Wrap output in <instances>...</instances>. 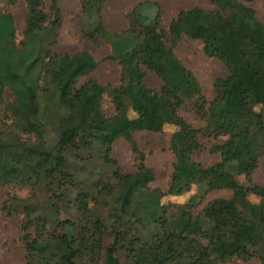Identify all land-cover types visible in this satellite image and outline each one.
Instances as JSON below:
<instances>
[{"label":"trees","instance_id":"obj_1","mask_svg":"<svg viewBox=\"0 0 264 264\" xmlns=\"http://www.w3.org/2000/svg\"><path fill=\"white\" fill-rule=\"evenodd\" d=\"M24 1L20 41L13 16L0 6V183L29 188L44 199L14 196L3 205L23 217L26 264H106L120 252L125 264H231L251 258L264 264V184L253 177L264 159V23L255 10L242 0H210L219 9L182 10L168 33L160 4L140 2L128 28L112 33L101 15L106 0L82 1L93 14L85 37L107 42L109 58L122 67V92L111 97L114 115L122 117L119 136L131 143L139 162L128 174L112 156L116 135L97 131L99 122L113 118L103 109L107 87L92 79L80 83L98 61L88 51L55 50L60 0ZM184 36L202 41L205 53L228 70L216 79L209 108L197 77L169 47V40ZM145 68L160 78V90L148 86ZM132 81L135 94L128 90ZM190 100L205 120L203 128L180 114ZM144 103L166 114L161 127H175L172 149L180 146L186 154L187 172L176 170L167 191L151 185L156 173L133 137L136 130L150 129ZM130 111L138 118H128ZM205 136L215 140L210 152L219 156L210 166L195 159ZM132 177L113 218L96 216L93 205L106 201L108 186ZM222 189L232 194L206 201ZM190 192L184 203L163 199ZM67 200L74 202L75 217H62Z\"/></svg>","mask_w":264,"mask_h":264},{"label":"rangeland","instance_id":"obj_2","mask_svg":"<svg viewBox=\"0 0 264 264\" xmlns=\"http://www.w3.org/2000/svg\"><path fill=\"white\" fill-rule=\"evenodd\" d=\"M82 1L60 0L61 25L58 28V42L55 50L60 53L88 51L98 61L96 70L82 77L80 83L92 79L107 87V92L103 100V109L106 115H113V118L107 122H99L97 131L106 137L110 134L116 135L112 156L118 161L126 173H135L139 162L136 159L131 143L124 137L119 136L122 117L114 115L115 107L111 97L114 94L122 92V67L117 60L109 58L112 50L107 42L102 39L92 40L85 37V30L91 26L93 14L85 12ZM148 1L160 4L163 23L168 33L171 21L182 10L195 6L206 10L219 9L218 5L212 3L210 0H106L101 11L106 28L112 33H120L127 29L130 24V13L133 8L140 2ZM242 2L253 8L257 17L264 23V0H242ZM0 6L5 12L13 16L17 40L20 41L24 36L26 26L27 7L25 1L19 0L14 5L0 3ZM168 44L182 64L197 77L203 94L209 102L207 104V108H209L211 102L217 96L215 87L216 79L228 74L225 64L219 58L207 55L204 51V45L200 40L184 36L177 42L169 40ZM144 70L146 74L145 80L148 86L160 90L162 86L160 78L146 68ZM134 84L135 82L132 81L128 89L130 92L133 91V94H135V90L133 89ZM144 104L147 105V111L150 117V129L136 130L133 132V137L139 145V148L146 154V165L153 168L156 173V179L151 185L158 186L163 191H167L172 175L176 170L182 174L187 172L184 168L186 154L180 146L177 149H172V135L175 127L171 124L165 125L164 128L163 126L161 127V122L166 114L161 109L155 108L154 105ZM194 105V100L188 101L186 106L180 109V114L194 128L200 129L205 126V120L197 109L194 108ZM126 116L131 119L138 118V114L133 111H130ZM214 141L212 138L202 137L201 142L203 143V148L195 154V159L205 166H210L219 160L217 154L210 152V147ZM253 177L257 183L264 184V159L261 160ZM135 180L136 178L132 177L126 183L119 184L113 182L110 184L107 188L106 201L101 205H93L94 214L111 220L115 210L119 208V198L125 195L126 188L128 189ZM239 180L242 183L245 182L243 176L239 177ZM191 193L183 195L165 194L163 199L166 203H184L188 200ZM231 194L232 192L226 189L212 191L207 195L206 201L217 197H228ZM14 196L32 197L39 200V203L44 202V199L38 198L35 192L29 188L14 187V185L0 183V264H26L27 251L21 238V222L23 217L18 213L9 214L3 209L5 201ZM250 199L256 202L259 200L255 195H250ZM9 203H12V200ZM133 214L132 212L126 215V218L132 217ZM75 216L76 210L74 208V202L67 200V203L63 206L62 217L69 218ZM54 230L57 232L62 231L57 228H54ZM105 240L106 243L112 241L108 237ZM144 259L145 257H143ZM125 262L124 252H120L119 255L109 257L106 260V264H125ZM231 264H260V262L257 258H251L248 260H237Z\"/></svg>","mask_w":264,"mask_h":264}]
</instances>
